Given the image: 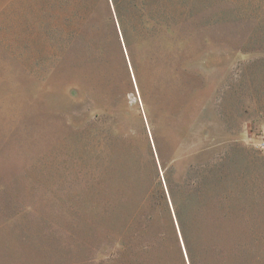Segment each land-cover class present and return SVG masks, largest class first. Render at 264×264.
<instances>
[{
  "label": "rangeland",
  "instance_id": "rangeland-1",
  "mask_svg": "<svg viewBox=\"0 0 264 264\" xmlns=\"http://www.w3.org/2000/svg\"><path fill=\"white\" fill-rule=\"evenodd\" d=\"M144 2L170 27L127 58L100 1L93 58L89 23L67 52L36 1L0 0V264H98L101 179L151 175L157 146L218 244L264 254V0Z\"/></svg>",
  "mask_w": 264,
  "mask_h": 264
},
{
  "label": "trees",
  "instance_id": "trees-1",
  "mask_svg": "<svg viewBox=\"0 0 264 264\" xmlns=\"http://www.w3.org/2000/svg\"><path fill=\"white\" fill-rule=\"evenodd\" d=\"M32 1H36L41 13L47 15V29L58 35L60 47L67 52L89 23L95 33L89 37V53L93 58L106 52L96 18L100 1L105 3L109 19L118 28L117 20L125 47L130 52V33L146 39L151 35L144 33L146 24L170 27L167 8L159 4L149 5L144 0ZM69 7L72 11L76 9L77 17L63 12ZM134 68L138 77L135 65ZM157 153L159 164L149 149L151 175L147 174L138 159L134 167V181L127 187L123 183L118 185L117 180L110 185L106 175L101 179V209L93 225L97 239L94 258H101L98 264H264V254L218 244V235L205 229L199 214L190 208L191 197L187 202L181 201L172 169L167 166L159 146ZM159 165L161 170L164 169L162 175ZM196 185L200 186L199 183ZM219 205L222 210L226 206L222 194ZM85 241L84 245L90 243Z\"/></svg>",
  "mask_w": 264,
  "mask_h": 264
},
{
  "label": "water",
  "instance_id": "water-1",
  "mask_svg": "<svg viewBox=\"0 0 264 264\" xmlns=\"http://www.w3.org/2000/svg\"><path fill=\"white\" fill-rule=\"evenodd\" d=\"M116 23H117V26H118V29H119V32H120V35H121V42H122V45H123V48H124V51H125V53H126V55H127V51H126V47H125V44H124V38H123V35H122V33H121V29H120V27H119V24H118V22H117V20H116ZM127 58H128V55H127ZM129 67H130V69H131V65L129 64ZM154 147V150H155V146H153ZM155 154H156V156H158L157 155V152H156V150H155Z\"/></svg>",
  "mask_w": 264,
  "mask_h": 264
},
{
  "label": "built area",
  "instance_id": "built-area-1",
  "mask_svg": "<svg viewBox=\"0 0 264 264\" xmlns=\"http://www.w3.org/2000/svg\"><path fill=\"white\" fill-rule=\"evenodd\" d=\"M261 148L264 149V140H262V142H261Z\"/></svg>",
  "mask_w": 264,
  "mask_h": 264
}]
</instances>
